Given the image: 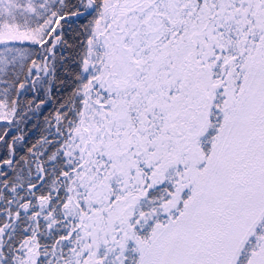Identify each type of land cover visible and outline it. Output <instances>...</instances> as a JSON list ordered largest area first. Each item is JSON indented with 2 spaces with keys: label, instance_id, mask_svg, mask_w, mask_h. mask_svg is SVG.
<instances>
[{
  "label": "snow or ice",
  "instance_id": "6c2138e0",
  "mask_svg": "<svg viewBox=\"0 0 264 264\" xmlns=\"http://www.w3.org/2000/svg\"><path fill=\"white\" fill-rule=\"evenodd\" d=\"M0 264H264V0H0Z\"/></svg>",
  "mask_w": 264,
  "mask_h": 264
}]
</instances>
